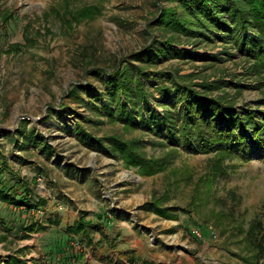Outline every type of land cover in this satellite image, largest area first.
<instances>
[{"label":"rangeland","instance_id":"374dc122","mask_svg":"<svg viewBox=\"0 0 264 264\" xmlns=\"http://www.w3.org/2000/svg\"><path fill=\"white\" fill-rule=\"evenodd\" d=\"M167 8L182 11L170 0H0V188L31 205L28 210L0 202V264H107L87 262L89 234L48 228L50 215L59 219L71 199L90 213L102 215L108 207L124 214L126 221L112 223L108 232L111 243L120 237L141 253L144 262L136 264H246L239 256L247 255L240 229L256 218L264 222V159L258 153L249 162L240 156L226 160L227 178L212 182L213 154L182 150L166 171L147 176L100 145L93 149L81 141L84 132L104 144L117 136L139 141L150 158L169 154L165 141L147 127L126 128L105 114L94 115L88 94L91 88L104 93L103 75L126 66L160 35L151 26ZM177 48L219 59L146 67L153 76L141 82L155 111L163 113L157 104L160 78L174 72L192 75V84L240 85L227 88L234 103L264 112V77L253 76L252 61L237 49L221 42ZM131 63L136 76L142 64ZM108 100L94 104L102 108ZM84 176L87 184L75 181ZM92 180L101 201L90 191ZM159 199L179 208L175 220L142 209Z\"/></svg>","mask_w":264,"mask_h":264},{"label":"trees","instance_id":"16d2710c","mask_svg":"<svg viewBox=\"0 0 264 264\" xmlns=\"http://www.w3.org/2000/svg\"><path fill=\"white\" fill-rule=\"evenodd\" d=\"M170 1L178 2L182 11L162 10L151 26L160 35L154 36L142 51L133 54L126 66H118L113 73L103 75L104 93L94 92L92 88L87 90L94 102L109 98L102 108L96 107L94 102L89 104L94 115L105 114L126 128L147 127L156 138L165 141L166 147L170 148L169 154L159 159L150 158L140 151L139 141L127 143L117 136L105 138L108 147H103V139H95L85 132L81 141L93 149L100 145L106 154L120 157L128 166L147 176L166 171L171 159L177 158L182 150L190 154H213L212 182H215L218 177L227 178L226 160L240 156L249 162L257 153L264 159V112L234 103L227 94V88H240V85L222 80L192 84V75L180 76L169 72L160 78L164 81L158 86L160 99L157 104L163 109L160 113L153 109V97L141 78L153 76L145 70L146 67L175 59H219L215 56L201 57L177 48L195 42H221L237 49L248 62L252 61L253 76L264 77V0ZM133 61L142 64L134 67L136 76L130 73ZM77 92L76 88L71 94L74 96ZM6 193L0 188V202L12 201L16 207L31 208L26 199L17 201ZM165 206V202L159 199L156 203L145 204L142 209L175 220V212L179 208ZM82 231L84 228L80 227L75 232ZM240 234L247 249V255H239L242 260L246 264H264V222L256 218L247 229L241 228Z\"/></svg>","mask_w":264,"mask_h":264},{"label":"crops","instance_id":"0c3cea01","mask_svg":"<svg viewBox=\"0 0 264 264\" xmlns=\"http://www.w3.org/2000/svg\"><path fill=\"white\" fill-rule=\"evenodd\" d=\"M65 171L63 170V173ZM86 176L82 178H78L75 181L79 184H87L89 182V178L85 179ZM93 182L91 193L95 199L98 201H101L100 199V189L99 185L95 184L96 181L92 180ZM55 196H60V194H57ZM64 196V195H63ZM62 196V197H63ZM64 199L66 197L64 196ZM69 200V199H67ZM73 203L71 205L66 206L65 210L58 215L59 219L54 218V215H50L49 221H48V228L52 229H58L56 231H66L67 233H75V231L78 228H84L85 230L83 233L86 235L89 234L93 241L90 242V254L87 262L90 263H98V262H105V263H124V264H131V263H140L143 261V259L140 257L141 253L137 251L136 249L130 247V243H123V241L119 238L116 239V243H111V235L109 234L108 230L112 223H122L126 221V217H124V214H119L114 209L106 207L107 212L105 214H98V213H90L87 212L81 207H76L77 204H75L74 199H71ZM100 204V202H99ZM116 216L114 217L113 215ZM109 216V220L108 217ZM114 219V220H113ZM51 221H55L54 223H51ZM120 221V222H119ZM51 223V224H50ZM114 223V224H115ZM114 226V225H113ZM112 227V226H111ZM113 228V227H112ZM48 230V229H47ZM87 232V233H86ZM69 236H73V234H69ZM105 237V241H99L98 238ZM70 240V239H69ZM115 246H118L115 247ZM123 246L122 248H119ZM169 250V248H166V252ZM154 253L158 252V249H154ZM156 261V260H155ZM163 264V263H161Z\"/></svg>","mask_w":264,"mask_h":264},{"label":"built area","instance_id":"2783aa9c","mask_svg":"<svg viewBox=\"0 0 264 264\" xmlns=\"http://www.w3.org/2000/svg\"><path fill=\"white\" fill-rule=\"evenodd\" d=\"M196 235L199 236V237L201 236V234L199 233V231H196Z\"/></svg>","mask_w":264,"mask_h":264}]
</instances>
